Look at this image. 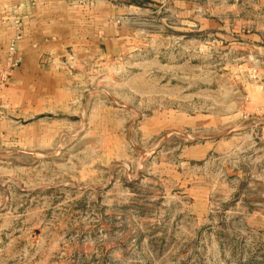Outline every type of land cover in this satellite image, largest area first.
<instances>
[{
	"label": "rangeland",
	"instance_id": "obj_1",
	"mask_svg": "<svg viewBox=\"0 0 264 264\" xmlns=\"http://www.w3.org/2000/svg\"><path fill=\"white\" fill-rule=\"evenodd\" d=\"M60 42L96 99L0 103V264H264V0H0V94Z\"/></svg>",
	"mask_w": 264,
	"mask_h": 264
},
{
	"label": "crops",
	"instance_id": "obj_2",
	"mask_svg": "<svg viewBox=\"0 0 264 264\" xmlns=\"http://www.w3.org/2000/svg\"><path fill=\"white\" fill-rule=\"evenodd\" d=\"M55 41V40H54ZM57 41V40H56ZM58 43V42H57ZM261 50L264 59V48ZM94 52L100 51L94 49ZM22 64L15 72L7 88L0 94V103H4L8 90L14 89L16 93L15 103L20 108V116L29 115L31 119L44 114L67 115L73 106V99H81L79 111L86 110L90 101L96 99V93L87 89L80 90L74 83H82L89 78L87 62L71 65V62H59L57 66L49 65L51 57H65L68 55L67 47L63 44H23L20 47ZM70 63V64H69ZM79 85V84H78ZM75 89V91H73ZM34 125V124H33Z\"/></svg>",
	"mask_w": 264,
	"mask_h": 264
},
{
	"label": "built area",
	"instance_id": "obj_3",
	"mask_svg": "<svg viewBox=\"0 0 264 264\" xmlns=\"http://www.w3.org/2000/svg\"><path fill=\"white\" fill-rule=\"evenodd\" d=\"M0 82H2V79L0 80Z\"/></svg>",
	"mask_w": 264,
	"mask_h": 264
}]
</instances>
